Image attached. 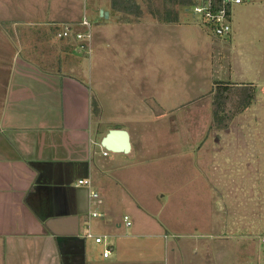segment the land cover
Wrapping results in <instances>:
<instances>
[{
    "label": "rangeland",
    "instance_id": "obj_1",
    "mask_svg": "<svg viewBox=\"0 0 264 264\" xmlns=\"http://www.w3.org/2000/svg\"><path fill=\"white\" fill-rule=\"evenodd\" d=\"M55 1L50 14L76 15L89 23L91 33L101 20L99 0ZM136 1L143 20L167 7L159 0ZM185 8H172L179 11V24L190 22L175 28L173 39L135 28L136 42L124 41L128 44L116 62L105 54L97 71L99 87H93L101 105V134L119 125L135 147L131 160L111 174L126 189V212H137L135 228L145 236L129 264H182L178 251L183 248L188 251L184 264H264V0L232 6L230 37L221 41ZM39 17L11 20L44 24ZM131 46L136 49L128 57ZM90 53L86 72L92 68ZM216 85L236 93L241 87L255 89L252 104L222 129L213 120ZM236 100L232 94L226 102L229 117ZM150 228L167 231V245L152 237ZM208 250L212 257L201 259Z\"/></svg>",
    "mask_w": 264,
    "mask_h": 264
},
{
    "label": "crops",
    "instance_id": "obj_2",
    "mask_svg": "<svg viewBox=\"0 0 264 264\" xmlns=\"http://www.w3.org/2000/svg\"><path fill=\"white\" fill-rule=\"evenodd\" d=\"M0 2V23H11L0 24V264H129L145 236L135 228L137 212H126L129 197L124 186L111 174L131 160L135 147L129 132L119 125L101 134V105L97 91L93 92L99 87L97 71L106 53L116 62L118 52L128 44L124 41H134L135 28L149 36L173 39L174 29L190 22L179 24L177 9H172L171 22L153 17L133 20L113 10L111 0H99L101 20L92 28V68L86 72L88 55L79 53L72 41L55 38L61 25L80 29L78 16L66 19L50 14L53 0ZM75 6L79 4L73 2ZM36 16L44 24L11 20ZM133 48L127 49L128 57L133 56ZM93 100L98 105L96 116ZM112 103L109 97V107ZM123 129L130 151L104 156L100 141L108 131ZM82 180L90 181L100 195L101 218L88 217L95 208L89 206L88 189L77 186ZM124 217L129 221L132 217L130 226L124 224ZM143 230L146 233L149 228ZM150 231L167 245V231ZM87 232L103 239V244L84 239ZM105 248L110 249L107 258L102 255ZM186 250L178 251L182 264ZM199 257L208 259L212 253L208 250Z\"/></svg>",
    "mask_w": 264,
    "mask_h": 264
},
{
    "label": "built area",
    "instance_id": "obj_3",
    "mask_svg": "<svg viewBox=\"0 0 264 264\" xmlns=\"http://www.w3.org/2000/svg\"><path fill=\"white\" fill-rule=\"evenodd\" d=\"M252 0H196V3L189 7L187 11L190 12L192 19L195 22L203 25L214 37L225 38L230 35V8L232 6H240L249 4ZM84 29V32L78 31L73 25H61L60 29L55 33L57 40H69L75 44V48L79 53H85L90 55L92 34L89 23L86 20H82L79 23ZM104 156L107 155L105 151ZM77 186H83L88 189V203L89 206L94 207L92 211L88 213L89 218H101L102 214L98 211L102 205V199L98 193L92 190L91 183L88 180L78 181ZM123 222L126 226H130L128 217L123 218ZM84 239H91L96 245L103 244V239L92 236L87 232ZM110 254V249L105 248L102 255L107 258Z\"/></svg>",
    "mask_w": 264,
    "mask_h": 264
},
{
    "label": "trees",
    "instance_id": "obj_4",
    "mask_svg": "<svg viewBox=\"0 0 264 264\" xmlns=\"http://www.w3.org/2000/svg\"><path fill=\"white\" fill-rule=\"evenodd\" d=\"M163 1L165 10H159L156 14L151 12L154 19L159 22H171L170 12L167 8L186 7L189 8L196 3V0H159ZM136 0H111L112 9L122 14H127L129 17L138 19L140 17V7ZM163 5V4H162ZM167 9V10H166ZM213 94V120L218 129L225 128L230 122L232 116L237 115L246 110L255 99V89L252 86L241 87L237 93L232 91V87L228 85H216L212 90ZM235 94L236 104L234 105V112L229 117L226 112V102L229 100L230 95ZM93 114H98V105L93 100L91 102Z\"/></svg>",
    "mask_w": 264,
    "mask_h": 264
},
{
    "label": "water",
    "instance_id": "obj_5",
    "mask_svg": "<svg viewBox=\"0 0 264 264\" xmlns=\"http://www.w3.org/2000/svg\"><path fill=\"white\" fill-rule=\"evenodd\" d=\"M101 147L111 153H128L130 151L128 133L125 130H110L101 140Z\"/></svg>",
    "mask_w": 264,
    "mask_h": 264
}]
</instances>
